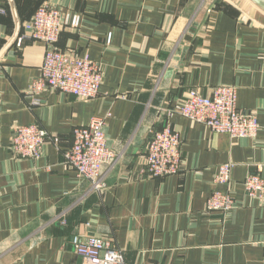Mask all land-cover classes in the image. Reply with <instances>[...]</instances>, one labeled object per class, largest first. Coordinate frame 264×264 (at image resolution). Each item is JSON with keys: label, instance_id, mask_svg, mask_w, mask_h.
Returning a JSON list of instances; mask_svg holds the SVG:
<instances>
[{"label": "crops", "instance_id": "1", "mask_svg": "<svg viewBox=\"0 0 264 264\" xmlns=\"http://www.w3.org/2000/svg\"><path fill=\"white\" fill-rule=\"evenodd\" d=\"M47 1L81 16L57 48L100 64V93L90 99L46 89V45L23 37L35 6ZM0 264H83L73 237L112 241L130 264H264V199L245 178H264V11L250 0H0ZM234 85L239 109L258 116L254 137L214 133L169 112L190 90L206 96ZM110 114V115H108ZM116 156L92 188L65 162L74 128L107 116ZM170 122L182 135L177 174L152 176V135ZM38 124L50 133L39 159L12 149L14 129ZM234 165L228 184L215 177ZM228 191L224 214L207 200Z\"/></svg>", "mask_w": 264, "mask_h": 264}, {"label": "built area", "instance_id": "2", "mask_svg": "<svg viewBox=\"0 0 264 264\" xmlns=\"http://www.w3.org/2000/svg\"><path fill=\"white\" fill-rule=\"evenodd\" d=\"M0 6V13H6ZM81 16L63 11L47 1L41 2L31 19L23 25V37L45 43L46 50L40 76L29 86L33 104L40 103L35 95L46 89L59 90L78 98L90 99L100 93L102 70L100 64L79 54H69L57 48L62 32L80 26ZM238 89L234 85H220L209 96L197 89L175 102L169 112H178L190 120L206 125L214 133H226L231 138L256 136L260 124L258 116L241 110L237 104ZM110 115V114H108ZM107 116H96L87 125L74 128L71 146L65 150V162L77 175L91 182L92 188L101 189L102 168L116 156L108 145L105 132ZM50 133L38 124H20L15 127L12 149L22 158L39 159ZM182 135L168 122L156 131L148 141L146 153L147 171L152 176H168L179 173L182 166ZM234 165L221 164L215 181L228 184ZM247 192L264 199V178L258 173L249 174L244 180ZM236 201L228 191L217 190L207 200L210 211L228 213ZM75 252L83 258V264H130L112 241L97 236L73 237Z\"/></svg>", "mask_w": 264, "mask_h": 264}, {"label": "water", "instance_id": "3", "mask_svg": "<svg viewBox=\"0 0 264 264\" xmlns=\"http://www.w3.org/2000/svg\"><path fill=\"white\" fill-rule=\"evenodd\" d=\"M253 4H255L258 8L264 11V0H250Z\"/></svg>", "mask_w": 264, "mask_h": 264}, {"label": "trees", "instance_id": "4", "mask_svg": "<svg viewBox=\"0 0 264 264\" xmlns=\"http://www.w3.org/2000/svg\"><path fill=\"white\" fill-rule=\"evenodd\" d=\"M40 3H41V2H40ZM37 6H38V4L35 6L32 15L34 14V12H35ZM32 15H31V17H32ZM31 17L29 18V20L31 19Z\"/></svg>", "mask_w": 264, "mask_h": 264}]
</instances>
